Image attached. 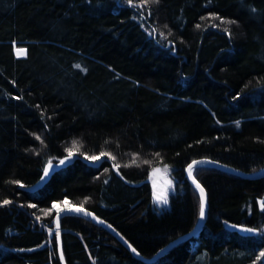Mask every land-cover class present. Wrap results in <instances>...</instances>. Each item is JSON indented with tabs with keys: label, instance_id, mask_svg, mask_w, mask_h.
<instances>
[{
	"label": "trees",
	"instance_id": "obj_1",
	"mask_svg": "<svg viewBox=\"0 0 264 264\" xmlns=\"http://www.w3.org/2000/svg\"><path fill=\"white\" fill-rule=\"evenodd\" d=\"M74 142L77 160L23 189ZM200 158L264 167V0H0V264H60L42 226L65 201L151 258L198 222ZM156 167L174 182L162 211ZM193 172L206 220L150 264H264V175ZM60 224L66 264H148L87 218Z\"/></svg>",
	"mask_w": 264,
	"mask_h": 264
},
{
	"label": "water",
	"instance_id": "obj_2",
	"mask_svg": "<svg viewBox=\"0 0 264 264\" xmlns=\"http://www.w3.org/2000/svg\"><path fill=\"white\" fill-rule=\"evenodd\" d=\"M78 158L79 157L77 155H72L71 158H68V157L65 158L64 159L65 163L64 164L58 163V164L54 165L53 168L50 169L48 176L45 177L44 176V172H43V174L41 176V178L43 177V179L40 178L35 184H33L31 186H28V187H25L23 189H25V190H27L29 192H35V191L40 190L49 181V179L51 178L52 174L55 171H57L58 169H60L62 167H65V166H68V165L72 164ZM80 160L83 163H86L88 166L93 167V168L99 167L104 162V158H102V157L99 160H96V161H89V160H86L84 158H81ZM189 165H194V168L200 167V166L211 167V168H214V169H217V170H220V171H224V172L239 176L241 178H246V179L257 178V177H260V176L264 175V167L260 171H258L256 173L249 174V173H245V172H242L240 170L234 169L232 167L226 166L224 164L210 161L208 159H197V160H194L191 163H189L187 165V167L185 168V177H186L187 181L189 183H191L193 186H195V185L193 184L192 179H190L189 175H188V167H189ZM205 195H206V192H205ZM207 209H208V203H207V196H206L205 218L203 220L199 219V221L197 222V224L195 225V227L192 230H190L188 233H186V234L174 239L173 241L169 242L167 245H165L163 248H161L151 258H145V257L141 256L140 254L137 255V253H138L137 251L133 252L132 249L134 247L122 235H120L111 225H109L107 222H105L104 220H102L98 216L94 215L93 213H92V215H85L84 213H77V212H74V211L65 210L62 213H60L59 229H57V214L55 215V218H54L56 232H57V230H59V232H60L59 240H57V237H56V234H55V241H56V246H57V255H58L59 263L60 264H66L65 260H64V257H63V253H62L61 224H60L61 219L66 217V216H77V217H83V218H87L88 220H91L92 222H94L95 224L99 225L101 228L106 230L108 233H110L118 242L121 243V245L123 247L126 248L127 251H129L138 260L150 264V263L154 262L156 259H158L161 255H163L164 253L169 251L171 248H173L178 243H180V242H182L184 240H187V239L193 237L194 235H196L201 230V228H202V226H203V224H204V222L206 220ZM88 212H90V211H88ZM93 217H96V218L93 219ZM100 221H102V223ZM245 229L246 228H243V227H237L236 230H238L240 233H243V234H251L252 233V231H245ZM129 245H131V247H129ZM61 257H63V259H61Z\"/></svg>",
	"mask_w": 264,
	"mask_h": 264
},
{
	"label": "snow or ice",
	"instance_id": "obj_3",
	"mask_svg": "<svg viewBox=\"0 0 264 264\" xmlns=\"http://www.w3.org/2000/svg\"><path fill=\"white\" fill-rule=\"evenodd\" d=\"M145 2H158V0H145ZM24 50L23 49H18V55L20 53H23ZM75 67L79 68V65H75ZM38 140L40 139L39 136L36 137ZM78 151V149L76 148V143H73V147L71 149H68V158H71L72 155L74 154V152ZM108 155L107 153L101 152L100 156H85V159L88 160H92V161H96L99 160L102 156ZM112 158V157H110ZM65 161L61 160L60 164H64ZM114 167L119 168V165H114ZM53 168L52 162L49 161L47 167H45L44 169V176H48L49 175V171L50 169ZM194 165H189L188 167V175L189 178L192 179L193 184L196 186L197 189H199L200 192V204H199V219L203 220L205 218V203H206V195H205V191L204 188L201 187L200 183L196 180V178L194 177ZM165 171H167V169H165ZM43 179V177L41 178ZM21 187H23V185H20ZM156 200L157 202H162L164 204H167V198L165 197L162 201H161V197L160 196H156ZM3 203L6 205L8 203H10V201L5 200L3 201ZM86 203V201H85ZM262 204H264V202H261ZM65 204L67 205L66 208H62L59 205H54L53 207H55L57 209V229H59V219H60V213H62L63 211L67 210V211H74L77 213H84L85 215H92V213L88 212L85 208L83 204H80L79 206L76 205H72L70 202L65 201ZM30 207H35V205H30ZM47 214V213H46ZM96 217H93V219H95ZM39 219V217H38ZM102 223V221H100ZM245 231H252L251 229H245ZM59 236H60V232L59 230H57L56 232V237L57 240H59ZM129 247H131V245H129ZM133 252H135L136 250L133 248L132 249ZM139 253H137L138 255ZM262 255H264V253H262ZM61 259H63V257H61Z\"/></svg>",
	"mask_w": 264,
	"mask_h": 264
},
{
	"label": "rangeland",
	"instance_id": "obj_4",
	"mask_svg": "<svg viewBox=\"0 0 264 264\" xmlns=\"http://www.w3.org/2000/svg\"><path fill=\"white\" fill-rule=\"evenodd\" d=\"M61 160H64V159H61ZM61 160H59L58 163H60ZM89 161H92V160H89ZM148 182L150 184V189H151L152 206L157 211H162V210L166 209L168 206L169 196L174 192V182H173V179L170 175V172L168 170L165 171V168H161V167L153 168L149 173ZM195 189L197 190L199 197H200L199 190L196 187H195ZM156 196H160L161 201L166 197L167 198V204H164L162 202H157ZM55 205H59L60 207L64 208L63 203L62 204H55ZM54 208L55 207H53V209ZM54 210L57 211L56 208ZM56 214H57V212H56ZM54 218H55V216H54ZM54 218H53V222H52V226H53L52 228H51V226L50 227L42 226L47 231V233L49 235H52V234L55 235L56 234Z\"/></svg>",
	"mask_w": 264,
	"mask_h": 264
},
{
	"label": "bare ground",
	"instance_id": "obj_5",
	"mask_svg": "<svg viewBox=\"0 0 264 264\" xmlns=\"http://www.w3.org/2000/svg\"><path fill=\"white\" fill-rule=\"evenodd\" d=\"M200 159H207V158H200ZM209 160V159H208ZM184 235V234H183ZM182 236V235H181ZM180 237V236H179ZM178 238V237H177Z\"/></svg>",
	"mask_w": 264,
	"mask_h": 264
}]
</instances>
